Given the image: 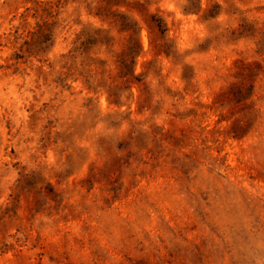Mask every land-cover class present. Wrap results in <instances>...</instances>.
<instances>
[{
	"label": "rangeland",
	"instance_id": "374dc122",
	"mask_svg": "<svg viewBox=\"0 0 264 264\" xmlns=\"http://www.w3.org/2000/svg\"><path fill=\"white\" fill-rule=\"evenodd\" d=\"M0 264H264V0H0Z\"/></svg>",
	"mask_w": 264,
	"mask_h": 264
}]
</instances>
